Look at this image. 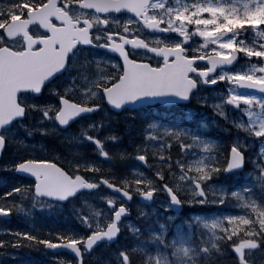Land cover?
Segmentation results:
<instances>
[{
  "label": "snow or ice",
  "instance_id": "6c2138e0",
  "mask_svg": "<svg viewBox=\"0 0 264 264\" xmlns=\"http://www.w3.org/2000/svg\"><path fill=\"white\" fill-rule=\"evenodd\" d=\"M261 38L264 0H0V152L12 142L14 124L32 134L23 122L33 113L44 136L82 121L70 134L78 147L66 163L40 158L41 150L17 141L24 152L3 167L32 183L0 192V217L26 211L18 200H30L28 210L52 208L101 185L111 190L100 196L99 209L82 199L91 212L76 208L74 223L46 237L4 229L11 238L0 239V247L68 250L75 261L67 264H84L100 244L117 246L116 264H214L215 254L229 256L226 264H254V254L264 256V147L248 151L253 143L264 146ZM218 82L222 91H215ZM208 86L211 100L203 93ZM194 97L236 129L221 126L226 144L205 135L203 121L189 128L157 118L148 127L159 135L146 128V138L110 152V142L121 144L118 135H100L110 122L84 119L178 107ZM87 142L106 163L136 159L153 174L133 168L118 177L79 150ZM160 193L165 209L187 204L203 211L179 224L155 209L140 211L142 226L128 222L133 240L121 242L130 202L154 201Z\"/></svg>",
  "mask_w": 264,
  "mask_h": 264
},
{
  "label": "rangeland",
  "instance_id": "374dc122",
  "mask_svg": "<svg viewBox=\"0 0 264 264\" xmlns=\"http://www.w3.org/2000/svg\"><path fill=\"white\" fill-rule=\"evenodd\" d=\"M261 39H264V38H261ZM194 43L202 46L204 41L202 38H199L197 36L194 38ZM222 90H223L222 87L215 89V91H222ZM212 93H213V90H210L208 92L209 100H211V98H212ZM192 102L195 105H197L200 109L198 110L196 108L189 107V108H182L181 112L174 110L177 113L176 117H173L172 112L159 111L156 109V112L159 115L155 114L156 116H152L149 119H147L146 117L138 119L137 120L138 124L136 125L135 129H138L137 127L142 128V131H140V135L138 137H137L136 133L132 131V129H133L132 124H134V119H133V116L130 115L129 113H124V114H121L119 116H113V115L104 116L103 114H99L98 116L94 117L91 120L99 121V119L103 118L104 120H107L110 123L112 122L111 124L109 123L108 126L104 127L100 132L101 136L112 135V134L120 136V138H121V144L120 145H116L115 142H110V143H114L113 145L110 146L111 152L114 151L116 147H123L124 145H129L130 141H137L138 142V141H140L138 138H141V140L146 138V131H145L146 128L148 131H153L154 136L159 135V133L156 130H153L150 127H148L152 123V121L154 119H157V118H163L165 121H179L182 125L189 127V128L202 127V125L200 124V121H203L204 124L207 125V128L203 129L205 135L210 136L214 140L220 141L222 144H226L228 139H229V133H225L222 130V127L223 128H229L231 130V132H235L236 129L230 123L225 122L224 118L220 117L218 112L214 113L213 108L211 106V103H209L207 106H205V105L199 104L197 100H193ZM228 114L230 117L237 116V113L235 111H231V110H229ZM37 116H38L37 113H33L31 119H26L23 123L26 124L28 126V128H32L33 129L32 132H35V133L37 132L38 134H41L37 129L39 127L45 126V125L37 124ZM245 119H246V117H245ZM81 123H82V121L77 126L75 125V128L64 131V133H62L60 135H57L55 133H53L52 135H49L50 139H49V137H47L48 138L47 144L43 143V141L40 142V140L39 141H35L33 139H30L31 141L27 140L26 138H32V134L29 135L27 129L19 126V124L15 125L13 127L14 131L12 132V142H10L7 145V155L3 159V161L1 162L0 169L3 170L4 169L3 165H5L9 161L14 160L16 157H18L19 155H21L24 152V147L20 143L17 142L21 139L23 141H25L28 145L36 147L37 149L41 150L45 154V155H42L40 158H45L46 155H51V156H54L56 158V160L64 161L66 163L68 158L71 156L72 151L78 147L77 142L71 140L70 134L78 132ZM41 137H45V136L42 135ZM123 137H125L124 143L122 142ZM185 142H187V141H185ZM262 147H264V146H262L258 143H253L250 146V148L248 149V151L251 154H256L261 150ZM92 149H93V145L91 144V142H87L85 144L79 145V150L82 153H84L89 159L99 158L100 162L102 164H104V158L98 157V153H96L97 157L92 156V154H94ZM176 151H177V149H176ZM221 151H223V148L221 149ZM134 160L135 159H121L117 156L112 161V164L106 169H111L112 173H114L118 177H120V176H123V174L125 172H129V169L134 164H136L135 169L137 170V172H142L139 169L140 168L139 164ZM157 166H159V165H157ZM249 167H251V165H249ZM2 170H0V171H2ZM118 171H121V173ZM147 173L150 175L153 174L149 169H148ZM137 178H138L137 176L131 177V179L133 181ZM237 179H239V178H237ZM227 182L228 183H235L236 181L233 179H229ZM23 183H25V182H23ZM161 183H163V181H161ZM25 184H27V183H25ZM104 194H108V192L101 190L96 194L94 193V195L83 194L78 198V200L69 203L66 208H63V205H62V206H58L57 209L61 210V211H63L64 209H66L68 211H73L76 208L84 207L86 211L91 212L92 209L88 208L87 205L82 204V199L88 200L89 203H91L93 205V207L99 209L101 204L103 203V201H101L99 198H100V196H102ZM164 198H165L164 194L160 193L159 198L154 200V204H152L151 206H144L141 203H139L138 200H136L131 205L132 211L134 212L135 217L140 219V221L135 222L133 219L126 221L124 228H123L124 235L122 237L121 242H124V241L131 242L133 240V236L131 235V229L129 227L128 222H130L131 225L135 226V227H141L142 226L143 220L140 217V211L151 212L152 209H155L156 213L158 214L160 219L163 220L169 216H173L176 218L174 223L179 224V223H181L182 220L188 219L190 217V215L192 214V212H198L201 210L199 208L185 204L184 208L187 210V212H185V215L178 217V215L173 214L171 209H165L162 206L161 201ZM27 201H28V203L26 206L27 209H26L25 213L30 212L32 214H29L27 216H23V215L21 216L20 212H19L20 215L16 212V214H17L16 220H19V221L6 222L3 220H0V239H10L11 237L9 236V233L4 231V229L16 230L15 227H18V225H21V222H22L23 226L25 227V230H29L31 228H34V231H40V232L43 231L44 235H47L48 231H46V229L41 228L42 224H44L43 222H44L45 218L36 216L34 214V212H35V210L36 211L45 210L48 207L40 208V207H36V206H31L30 210H28L29 206L31 205V201L30 200H27ZM138 205H139V208H138ZM209 209H207L206 211L207 212L215 211V207H211ZM191 210H193V211H191ZM17 229L23 230L24 228L19 227ZM145 235H147V233H145ZM241 238H244V237H241ZM116 247H117L116 245H110V246L104 245V246H102L101 250L94 251L93 253L89 254L86 257L85 264H95V263L105 264V261L110 262V264H116L115 257L112 255V253L116 250ZM22 248L23 247L13 248L10 244L6 248L0 247V264L3 263L4 260L6 261L7 259L19 258V256H20L19 252L20 251H25L22 256L33 255L34 257L37 258V260L43 259V260L47 261L46 264H58L59 258H56L53 255L49 254L47 252V250H44V248L43 249L31 248V250H29V251H28V249H22ZM26 248H28V247H26ZM225 258H226L225 255L215 254V260L216 261H214V264H219L220 260L223 261L224 263H226L228 260ZM253 260H254V264H264V256L260 255L259 253L254 254ZM65 264H67L66 261H65Z\"/></svg>",
  "mask_w": 264,
  "mask_h": 264
},
{
  "label": "trees",
  "instance_id": "16d2710c",
  "mask_svg": "<svg viewBox=\"0 0 264 264\" xmlns=\"http://www.w3.org/2000/svg\"><path fill=\"white\" fill-rule=\"evenodd\" d=\"M124 138L125 137H123V139H122L123 143L125 142ZM47 139H48L47 137L41 138L40 142L43 141V143L47 144V141H48ZM109 164L111 165L112 162ZM118 172L121 173V171H118ZM17 178L18 177L14 175L13 171L11 172V171L5 170V169L0 171V182L3 183L2 185H0V192L8 190L9 187H15V186H17L18 183L25 184L23 182L17 181ZM22 181H24V180H22ZM27 184H29V183H27ZM27 184H25V185H27ZM17 203H20L23 207H25L27 204L25 202V200L24 201L18 200ZM67 206H68V204L64 205L63 208H66ZM57 208H58V206L54 205L52 208H47L45 210H39V211H36L34 213L36 216L45 218V220L43 222L44 224H42L41 228L46 229V231L52 230L53 234L57 228L63 227L65 224L74 223L73 217L75 214V209L73 211H68L66 209L61 211V210H58ZM13 213H11V214L13 215ZM17 213L19 214V212H17ZM19 227H21V226L18 225V227H15L16 230H18L17 228H19ZM29 231L38 232V234L41 235L42 237H46V235H44L43 231H41V232L40 231H34V228L29 229ZM39 248L43 249L44 246L41 245ZM22 249H28V251L31 250V248H29V247L28 248L23 247ZM99 249H101V247ZM96 251H99V250L97 249ZM63 258L65 259L66 262L68 260H73L72 258L67 257V256H63ZM225 259L229 260L230 257L229 258L226 257ZM46 263H47V261H45L43 259L37 260V258L34 257L33 255H29V256H25L24 258H22V260L20 262H19V259H7L6 261L4 260V262L1 264H46ZM95 264H97V263H95ZM219 264H226V263H224L223 261L220 260Z\"/></svg>",
  "mask_w": 264,
  "mask_h": 264
},
{
  "label": "flooded vegetation",
  "instance_id": "af4514ba",
  "mask_svg": "<svg viewBox=\"0 0 264 264\" xmlns=\"http://www.w3.org/2000/svg\"><path fill=\"white\" fill-rule=\"evenodd\" d=\"M121 24L123 23V20L121 19ZM221 83L223 82H218L217 85L215 86V89H218L219 87H222ZM214 89L213 87H206L205 89H203V93H205L206 90L208 89ZM195 98V97H194ZM183 108V106H161L159 108H156V107H153V108H145L143 109V114L144 116L146 117V115L148 114L149 117H152V115L156 116V115H159L157 112H156V109L159 110V111H169V112H172V115L173 117H176L177 113L175 111H178V112H181V109ZM175 110V111H174ZM156 114V115H155ZM85 121L89 120L90 118H84ZM81 122V121H80ZM14 217V218H13ZM13 219L11 218L8 222H13L15 221V219L17 218V214L13 213Z\"/></svg>",
  "mask_w": 264,
  "mask_h": 264
},
{
  "label": "bare ground",
  "instance_id": "6f19581e",
  "mask_svg": "<svg viewBox=\"0 0 264 264\" xmlns=\"http://www.w3.org/2000/svg\"><path fill=\"white\" fill-rule=\"evenodd\" d=\"M11 172H12V171H11ZM1 179H2V178H1ZM1 181H2V180H1ZM19 182H25V181H19ZM25 183H26V182H25ZM2 184H3V183L0 182V185H2ZM135 201H136V200H134L133 203H134ZM139 203H140V202H139ZM191 211H193V210H191ZM188 212H189V211H188ZM14 213L16 214V212H14ZM189 213H190V212H189ZM192 213H193V212H192ZM12 217H13V215L11 216V218H12ZM11 218H10V219H11ZM13 218H14V217H13ZM13 218H12V219H13ZM10 219H9V220H10ZM16 219H17V218H16ZM16 219H15L14 222L19 221V220H16ZM36 224H37V223H36ZM37 225H38V224H37ZM20 226H21L22 228H24L23 230H25V227L23 226L22 222H21V225H20ZM123 235H124V231H123L122 237H123ZM114 245H115V244H114ZM103 246H104V245H103ZM109 246H110V245H109ZM101 248H102V246H101ZM98 250H101V249H98ZM24 252H25V251H20V252H19V253H20L19 258H15V259H19V262H20V261L22 260V258L25 257V256H22V255L24 254ZM226 257L229 258V256H226Z\"/></svg>",
  "mask_w": 264,
  "mask_h": 264
},
{
  "label": "water",
  "instance_id": "95a60500",
  "mask_svg": "<svg viewBox=\"0 0 264 264\" xmlns=\"http://www.w3.org/2000/svg\"><path fill=\"white\" fill-rule=\"evenodd\" d=\"M169 105H171V104H169ZM4 150V149H3ZM3 152V151H2ZM2 152H0V159H1V154H2ZM21 176H23V177H27V174H24V175H21ZM28 178V177H27ZM107 187V186H106ZM111 191V190H110ZM152 201H149V202H145L146 204H150ZM175 210V209H174ZM175 211H177V210H175ZM10 217V215L8 216V217H5V218H9ZM51 252H53V253H60V252H65V253H69V254H71L72 256H73V254L70 252V251H68V250H64V249H57V250H50ZM92 251V250H91ZM91 251H88V253H90Z\"/></svg>",
  "mask_w": 264,
  "mask_h": 264
}]
</instances>
